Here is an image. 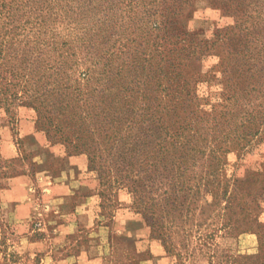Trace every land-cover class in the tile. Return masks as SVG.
<instances>
[{
	"label": "trees",
	"instance_id": "trees-1",
	"mask_svg": "<svg viewBox=\"0 0 264 264\" xmlns=\"http://www.w3.org/2000/svg\"><path fill=\"white\" fill-rule=\"evenodd\" d=\"M199 1L0 0V86L67 88L77 103L99 97L87 112L60 111L72 127L66 139L78 123L108 127L127 171L115 168L126 177L110 181H128L137 202L152 176L176 196L195 187L227 198L216 189L250 184L226 174L228 155L264 146V0H207L235 20L208 40L185 25ZM211 54L219 63L204 74ZM203 85L221 88L218 99L202 97Z\"/></svg>",
	"mask_w": 264,
	"mask_h": 264
},
{
	"label": "rangeland",
	"instance_id": "rangeland-1",
	"mask_svg": "<svg viewBox=\"0 0 264 264\" xmlns=\"http://www.w3.org/2000/svg\"><path fill=\"white\" fill-rule=\"evenodd\" d=\"M234 21L230 16H223L209 1L202 0L196 4L185 25L200 38L208 40L216 30L234 26ZM236 62L232 60V63ZM218 63L215 54L207 56L201 63L202 73L212 74L210 71ZM6 91L7 88L0 86V215L3 212L1 193L14 178L28 176L37 186L41 182V173L52 175V165L59 168L67 164L69 158L83 156L87 161V181L94 184L92 192L100 199L105 221L111 224L126 197L129 198L132 211L144 220L148 219L145 222L152 238L164 245L175 264H264V235L261 229L258 230L259 225H264V146L250 154H229L226 173L250 184L260 175V186L253 187L245 182L216 189L219 194L228 193L227 198L209 195L203 188L195 187H186L176 196L171 189L173 184L165 176L156 179L152 176L144 182L145 187L140 190L143 198L137 202V195L130 189L128 181L121 186L114 183L116 177L125 178L126 174L122 172L127 171L117 160L119 154L122 157L123 154L110 151L115 139L113 133H107L108 127L92 120L88 123L89 118L85 121L88 126L80 128L78 123L76 134L72 133L73 136L68 141L66 139L72 127L60 116V111L67 117L73 113L71 108L80 107L87 112L85 105L96 107V102L101 100L99 97L89 98L87 103L85 100L77 103L71 90L50 86L26 90L9 88ZM199 91L202 97L212 95L218 99L221 88L203 85ZM12 93L22 99L4 103V98ZM80 115L87 117L86 113ZM26 121L29 127H25ZM55 147L61 148L65 156L58 157L52 151ZM4 150L13 157H7ZM91 156L93 161L95 158L93 165ZM79 175L80 172L76 174ZM113 176L114 181H110ZM252 192H260L256 202L249 197ZM37 195L41 196L40 188ZM39 234L35 233L34 237ZM4 238L5 245H12L16 240L8 234ZM124 243L133 247L130 242ZM12 261L9 264L16 261L14 255ZM24 264H42V256H27Z\"/></svg>",
	"mask_w": 264,
	"mask_h": 264
},
{
	"label": "crops",
	"instance_id": "crops-1",
	"mask_svg": "<svg viewBox=\"0 0 264 264\" xmlns=\"http://www.w3.org/2000/svg\"><path fill=\"white\" fill-rule=\"evenodd\" d=\"M52 151L65 156L61 148ZM4 154L13 157L8 150ZM41 174L37 186L21 176L1 193L0 264L13 263V255L14 264H24L31 255L42 256V264H175L143 217L132 211L129 198L111 224L105 221L83 156L71 157L59 168L52 165V175ZM6 232L16 239L12 245L4 243Z\"/></svg>",
	"mask_w": 264,
	"mask_h": 264
}]
</instances>
